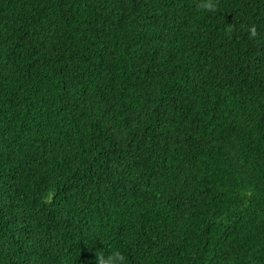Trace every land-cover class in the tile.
<instances>
[{"label":"trees","instance_id":"obj_1","mask_svg":"<svg viewBox=\"0 0 264 264\" xmlns=\"http://www.w3.org/2000/svg\"><path fill=\"white\" fill-rule=\"evenodd\" d=\"M199 3L0 0V264H264V0Z\"/></svg>","mask_w":264,"mask_h":264},{"label":"clouds","instance_id":"obj_2","mask_svg":"<svg viewBox=\"0 0 264 264\" xmlns=\"http://www.w3.org/2000/svg\"><path fill=\"white\" fill-rule=\"evenodd\" d=\"M198 10L207 13L215 12L217 10L215 0H200ZM251 34H256L255 28L251 30ZM96 264H127V258L119 248H115L107 254L97 251Z\"/></svg>","mask_w":264,"mask_h":264}]
</instances>
